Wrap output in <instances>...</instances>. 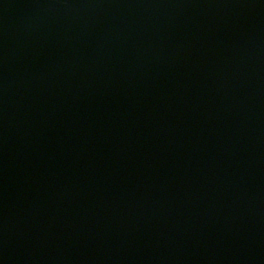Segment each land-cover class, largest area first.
I'll return each instance as SVG.
<instances>
[{
	"label": "water",
	"instance_id": "water-1",
	"mask_svg": "<svg viewBox=\"0 0 264 264\" xmlns=\"http://www.w3.org/2000/svg\"><path fill=\"white\" fill-rule=\"evenodd\" d=\"M0 264H264V0H0Z\"/></svg>",
	"mask_w": 264,
	"mask_h": 264
}]
</instances>
